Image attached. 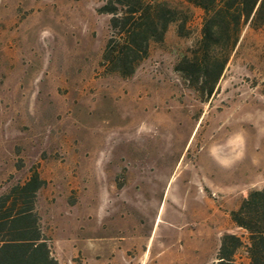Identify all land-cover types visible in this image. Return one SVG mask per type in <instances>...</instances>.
<instances>
[{"label":"rangeland","instance_id":"obj_1","mask_svg":"<svg viewBox=\"0 0 264 264\" xmlns=\"http://www.w3.org/2000/svg\"><path fill=\"white\" fill-rule=\"evenodd\" d=\"M105 2L0 0V195L36 173L45 234L88 218L116 239L154 224L170 250L188 249L160 252L165 264H213L222 235L245 236L229 209L264 187V29L247 31L203 101L173 70L200 12L124 78L101 63Z\"/></svg>","mask_w":264,"mask_h":264},{"label":"trees","instance_id":"obj_2","mask_svg":"<svg viewBox=\"0 0 264 264\" xmlns=\"http://www.w3.org/2000/svg\"><path fill=\"white\" fill-rule=\"evenodd\" d=\"M106 0L97 11L110 15L112 36L107 40L102 64L106 72L130 77L147 57L152 44H162L168 27L188 37L189 8L200 12V25L173 70L182 83L206 101L230 59L237 53L247 31L264 29V0ZM44 183L36 173L22 185H14L0 196V235L10 240L19 236L21 216L32 209L36 190ZM243 237L221 236L213 264H264V187L250 189L229 209ZM32 232V230H30ZM20 258L11 257L12 264ZM45 264H54L46 259Z\"/></svg>","mask_w":264,"mask_h":264},{"label":"crops","instance_id":"obj_3","mask_svg":"<svg viewBox=\"0 0 264 264\" xmlns=\"http://www.w3.org/2000/svg\"><path fill=\"white\" fill-rule=\"evenodd\" d=\"M43 217L42 211L34 201L32 209L21 216L22 220L17 228L19 236L10 240L4 237L3 233L0 235V264H12L13 256L20 258L18 264H45V257L53 259L54 264H128L133 260H141L140 264H146L149 252H158L153 257V264H165V258L160 252L188 251L168 248L166 241L171 238L168 227H164L157 234L153 224L147 234L142 235L136 231L127 238L116 239L106 235L101 237L98 233L99 226L90 227L91 224H98L88 218L89 221L83 219V226L78 232L63 226L51 236L42 230L40 223ZM57 225H61L60 222ZM156 237L157 245L153 248ZM181 238L187 241L186 232H179L174 242ZM126 241L127 245L122 246L121 243ZM130 252L133 253L129 254Z\"/></svg>","mask_w":264,"mask_h":264}]
</instances>
